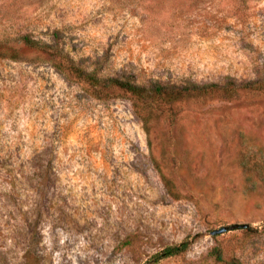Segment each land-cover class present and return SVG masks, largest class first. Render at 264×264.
I'll return each instance as SVG.
<instances>
[{
    "label": "rangeland",
    "instance_id": "obj_1",
    "mask_svg": "<svg viewBox=\"0 0 264 264\" xmlns=\"http://www.w3.org/2000/svg\"><path fill=\"white\" fill-rule=\"evenodd\" d=\"M24 34L62 52L0 57V264H264V92L143 106L71 70L263 77L264 0H0V37Z\"/></svg>",
    "mask_w": 264,
    "mask_h": 264
},
{
    "label": "trees",
    "instance_id": "obj_2",
    "mask_svg": "<svg viewBox=\"0 0 264 264\" xmlns=\"http://www.w3.org/2000/svg\"><path fill=\"white\" fill-rule=\"evenodd\" d=\"M55 35L57 36V32H55ZM21 50L44 53L47 51L62 52V49L59 48L57 40L54 39L46 43L35 39L29 34L18 35L13 39L9 37H0L1 58L17 60L21 55ZM58 61L59 63L58 65L55 64V67L60 72L63 65L70 62L69 58L63 55L58 56ZM71 70L86 85L95 88L96 91L100 93L108 90L123 92L129 95L134 103L143 106L154 105L158 107L160 105H165L172 107L184 97L189 95L201 97L212 93H220L226 97H233L240 92H264V76H258L249 81L234 82L233 80H230L220 84H189L186 87H179L175 85H163L161 83H153L150 85L140 84L129 76L108 74L107 72H104V70H99V68L89 71L87 68L78 66V64H71ZM241 230L247 231L246 227L241 228ZM188 245L189 244L187 242H182L178 245L164 248L161 252L153 256V263H157L162 259L185 252L188 249ZM213 255L218 260H222L221 253L218 249L213 250ZM231 264L237 263L231 262Z\"/></svg>",
    "mask_w": 264,
    "mask_h": 264
},
{
    "label": "water",
    "instance_id": "obj_3",
    "mask_svg": "<svg viewBox=\"0 0 264 264\" xmlns=\"http://www.w3.org/2000/svg\"><path fill=\"white\" fill-rule=\"evenodd\" d=\"M246 226L244 225H235V226H230V227H222L219 228L217 230H214L210 233L211 236H215V235H221L227 231H231V230H237V229H241V228H245Z\"/></svg>",
    "mask_w": 264,
    "mask_h": 264
}]
</instances>
